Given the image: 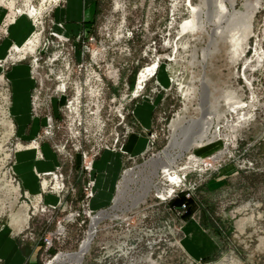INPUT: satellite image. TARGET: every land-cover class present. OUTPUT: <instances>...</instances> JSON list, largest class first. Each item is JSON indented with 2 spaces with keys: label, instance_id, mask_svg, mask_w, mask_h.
I'll list each match as a JSON object with an SVG mask.
<instances>
[{
  "label": "rangeland",
  "instance_id": "374dc122",
  "mask_svg": "<svg viewBox=\"0 0 264 264\" xmlns=\"http://www.w3.org/2000/svg\"><path fill=\"white\" fill-rule=\"evenodd\" d=\"M202 81L205 138L154 174ZM102 211L80 264H264V0H0V229L47 264Z\"/></svg>",
  "mask_w": 264,
  "mask_h": 264
},
{
  "label": "bare ground",
  "instance_id": "6f19581e",
  "mask_svg": "<svg viewBox=\"0 0 264 264\" xmlns=\"http://www.w3.org/2000/svg\"><path fill=\"white\" fill-rule=\"evenodd\" d=\"M152 69H154V64L152 66L149 65L140 71L136 82L138 84H136L138 87L137 89H141V87H143L144 80H146L148 72L152 71ZM201 85L202 89L200 90V99L203 110L200 118H189L188 120L175 119L171 121L170 125L173 130V135L169 140L167 147L162 151L161 156L153 158L149 161V164L152 165L151 167H153L154 174L156 173L157 168H159L162 169V172L165 171L167 172V174L172 176L173 174L168 171L174 169V166L172 165L174 164L176 159L180 157L183 154V151L188 149L192 143L196 141L199 142L203 138H205L206 131L210 126V122H212V117L210 116L208 111L209 102L207 101L208 93L205 87L206 85H204L203 81ZM236 104L237 105L235 106V108L243 106V104H240V102ZM129 172L130 171L126 173L127 176L129 175ZM130 173H132V171ZM151 184V180L148 178L144 186L141 187L140 192L134 195L130 204L131 206H134L142 201V199L146 196L148 188L151 186ZM113 208L119 209L118 199L115 200ZM108 215V212L102 211L100 213H96L95 216H92L88 231L83 240H81V242L79 243L77 250L74 252L60 253L54 259L48 261L47 264H80L90 249V245L94 238L98 222L101 219L108 217Z\"/></svg>",
  "mask_w": 264,
  "mask_h": 264
},
{
  "label": "crops",
  "instance_id": "0c3cea01",
  "mask_svg": "<svg viewBox=\"0 0 264 264\" xmlns=\"http://www.w3.org/2000/svg\"><path fill=\"white\" fill-rule=\"evenodd\" d=\"M73 3H77L81 4V0H70V2ZM94 0H84V3H89L92 4ZM26 20V18H25ZM23 21L24 19L20 20V26L19 27H15L11 29L12 34H15L16 36L19 37H23L24 35H26L27 32H29V30L31 29L30 24L28 23V21L26 20L25 23L27 25V27H23ZM22 71V70H21ZM24 71V70H23ZM17 85H20V83H23L24 81L23 78H19V79H12ZM22 88H20L19 90H21ZM137 140V136L136 135H132L129 140L127 141V143L124 145L123 150L125 151H132V149L135 147V143ZM48 151V150H47ZM50 153V152H48ZM50 157V161L48 163L49 167L47 168H51L52 163L54 162V157L53 156H49ZM107 171V169H106ZM36 177L33 174V172H30L29 170H26L25 172H23V180H24V184L29 186L30 188L36 187ZM110 184V183H109ZM36 185V186H35ZM96 185H97V192H99L98 194H100V191L102 190L101 185L98 183V179L96 181ZM35 189V188H34ZM106 190V187H105ZM98 199V196H94L92 202H94V200ZM10 228H8L7 226L3 227L2 229H0V258L2 260L1 264H37L38 262V251H37V247L33 246L31 243H25L23 241H20L17 237H14L13 235H11L10 232ZM24 243V244H23Z\"/></svg>",
  "mask_w": 264,
  "mask_h": 264
},
{
  "label": "built area",
  "instance_id": "2783aa9c",
  "mask_svg": "<svg viewBox=\"0 0 264 264\" xmlns=\"http://www.w3.org/2000/svg\"><path fill=\"white\" fill-rule=\"evenodd\" d=\"M43 240H44V242H48V239L47 238H44Z\"/></svg>",
  "mask_w": 264,
  "mask_h": 264
},
{
  "label": "trees",
  "instance_id": "16d2710c",
  "mask_svg": "<svg viewBox=\"0 0 264 264\" xmlns=\"http://www.w3.org/2000/svg\"><path fill=\"white\" fill-rule=\"evenodd\" d=\"M182 199V198H181ZM180 201V200H179Z\"/></svg>",
  "mask_w": 264,
  "mask_h": 264
}]
</instances>
